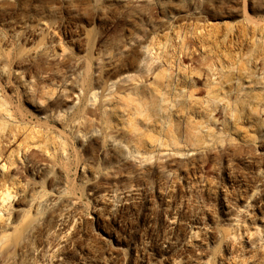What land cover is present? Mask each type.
I'll list each match as a JSON object with an SVG mask.
<instances>
[{"label": "rangeland", "instance_id": "374dc122", "mask_svg": "<svg viewBox=\"0 0 264 264\" xmlns=\"http://www.w3.org/2000/svg\"><path fill=\"white\" fill-rule=\"evenodd\" d=\"M0 40V56L4 58L3 60L0 57V60H3L0 61V98L5 99L8 105L12 103V107H10L11 105L9 107L10 109L12 108V115L16 121V124L11 126L16 128L15 141L17 143H25L24 140L27 137L33 136L36 137L35 141H39L40 137L43 138V133L38 134L37 129L42 128L41 130L51 131L52 138L56 139H54L56 141L55 144L60 138V140H66V147H68V149L66 148L67 156H69L66 160L67 164L65 163V167L67 166L66 168L64 167L65 170L55 163L52 167L55 172L53 174L51 168L52 175L48 178L49 180L43 181V178L45 179L44 171L42 172L43 175L41 173L37 178H32L30 181L31 187L26 190L17 203L14 201L12 204L13 221L19 219L21 213H23L22 211L27 209L29 200L27 191L31 194L32 192L40 191V189H45L51 192L52 196L49 195L55 201V197L57 198V205L58 203L62 205L67 201L68 203L71 201L76 202V205L73 204L72 210L74 211L75 209L76 213L83 214V217H81L83 219L77 220L73 226L70 223L66 227L70 232L69 235L76 238L71 244L73 246L72 249L77 255L85 257L89 256V253H87L88 248L93 247L95 254L97 252L96 256L100 255L98 259L101 260V264H103L104 260V264L113 263L114 259L112 260V258L115 256L113 253H115L114 249L117 247V243L114 241L115 239L107 241V245L99 242L101 235L95 227L94 218L92 219L99 213L102 215V225L121 242L118 247L121 246L123 254L125 253L122 264H147L146 260L148 261V258L150 262H153L158 257L159 248L166 246L164 245L166 243L160 242L162 234L161 221L167 215L168 217L173 215L180 218L184 214L191 216V218L194 217V219L200 216L198 218L201 220L203 218L202 222L204 225L206 224V231L204 230L200 237L204 238L208 245V250H210L206 255V259H210L209 263L207 262L208 264H215V262L216 264H264V237L259 236L264 235V217L262 218L263 223L257 221V226L254 228H252L254 219L250 218V216L245 217L246 223L252 224V227H250L245 223L246 226L248 225L245 227L253 235L255 234L253 239L256 249L254 247V249L250 248L247 245L248 243H245L247 241L245 238L238 239L239 237H236L233 241L224 243L225 232L236 233V226H232L233 218V221L223 218L220 207L225 201L226 204L231 203L228 205H231L232 208L242 207L245 205L243 201H248V197L253 193H256L257 198L258 196L262 197H259V199L263 200L262 202L264 203V195H262L264 193V0H0ZM148 47L150 50H148ZM47 49L51 51V54H49V51L48 53L46 52ZM43 52H46L49 56L42 54ZM147 52H149L148 56L151 55L150 58L147 56L144 58ZM9 55L10 57H8ZM48 57H51L50 62L47 61ZM52 59H54L53 61H58L56 65ZM142 59L145 64L147 63L144 67H148L152 63L153 66L150 65L151 67L147 68L151 70L150 72L155 74L157 71L156 73H158V71H161L159 70L161 67V69L165 68L170 74H165V79L157 80V83L161 84L160 86L158 84L160 88L155 86L157 84L153 85V83H156L153 82L154 78H152L154 74H149L150 76L148 75L146 79L150 85L146 84L150 86V89L142 88V93H146V95H140L136 98L132 96L135 102L140 97L138 102L134 104L137 107V104L140 103L139 105L142 108L140 107L141 111H139L142 114L144 113L143 115H139L137 111L134 112L135 107H129L130 109L128 110L126 108L121 113L120 109L123 108L119 98L126 96L130 87L128 83L126 85L119 84L116 88L117 91L115 90L117 97L114 95V99L112 98L113 101H118L111 102L107 108L110 123L106 127L109 130L105 131L112 133L117 138H120L122 134H126L129 139L125 135L126 140L124 139V142L127 140L131 141V145L136 143L135 145H139L138 148L142 151L144 150L143 152L140 150V152L153 156V160H149V163L145 162L144 164L148 165L144 166L139 164L138 161L135 162V160L128 159L130 162L128 160L122 162V159H120L118 163L113 161L111 164L106 163L107 166H104L107 156L115 157L116 155L117 157L119 152L116 146L111 144L108 139H103L105 126L102 125L101 119L106 118V116L103 117L101 115L102 104L99 99L109 93H106L105 89L108 87V82L113 79V76L118 74L117 72L120 74L126 69L124 73L137 75L139 72L135 73L136 69L132 67L135 63L139 64ZM86 61L90 65V69L87 67L88 70H86V65L88 64ZM3 62L8 66V69H5L7 66ZM19 64H21L20 68L18 67ZM131 65L132 67H130ZM4 66L6 67L3 68ZM165 66L168 67L166 68ZM56 68L58 71L53 72ZM3 69H5L4 72L1 71ZM163 69L162 72L165 70ZM129 71L132 72L129 73ZM25 72L27 75H25ZM23 75L25 76L23 77ZM83 75L86 77L84 78ZM31 76L35 78L33 79ZM30 77L34 81L30 80ZM43 77L44 79L41 81ZM97 77L98 80H96ZM80 79H85L83 80L85 83L81 85L82 88L85 87L83 89L80 87L83 82ZM36 81L38 82L36 83ZM27 88L28 90H26ZM29 89L33 91L35 89L36 92H30L32 90ZM151 89L160 94L162 98L160 97V100H157L159 99L158 95L153 96L155 93L153 91L151 93ZM78 90L83 92L80 93ZM90 92H95L96 95L99 94L97 95L98 101L96 99L95 107L89 105ZM76 94V98L79 100L73 98ZM37 96H39L38 99L43 96V99L39 100L40 103L37 101ZM144 96H147V99ZM189 96L190 99H187ZM71 97L75 101H73V104L70 102V100H73ZM154 97H157V99ZM141 98L149 101H142L143 99ZM85 101L87 104H85ZM160 101L161 104L163 103L165 110L163 108L162 111L158 112V114L160 113L159 115L157 112L152 115L153 111H156L154 108H156L157 104H160ZM53 103L57 105H53ZM144 103V106L149 111L146 108L144 109ZM154 103H156V106L154 105L151 108ZM117 104L120 106L118 108L119 111H117V107H119ZM72 105L73 110L66 112L67 107ZM58 106H62V108ZM85 106L87 109L83 108ZM17 107L20 108L19 111L16 110ZM52 107H54V110ZM81 107L82 109H80ZM89 108L97 109L95 111L92 110V112H94V115L95 113H98V115L96 114V117L93 115V118L91 116V126L84 121L86 122L85 125L82 121L83 119H79L82 124L87 126L86 130H84V125V128L82 126V129H80L81 122L74 120L75 114L83 109H85L83 111H90ZM61 110L66 112L65 116L67 117L63 115L64 112ZM58 111L61 112L60 115L63 118L61 124L62 118L56 116ZM126 111H129L128 114L125 113ZM147 111L149 114L148 120L145 117ZM137 114V117H142L143 121L140 118L135 119ZM55 117L58 121H56ZM128 120V123L134 122L126 124ZM74 121H78V124L74 123ZM73 124L76 125L74 126ZM131 124L134 126L130 127L129 125ZM69 125L72 126V129ZM92 125L93 127L99 126V128L97 127L99 130L97 132L98 136H96V133L91 135L95 134L93 137L89 135L91 134V132L89 133L90 129L93 128ZM135 125L138 126L135 127ZM76 126L77 128L79 126L78 130L82 134L84 133L83 135L87 138H83L84 136L81 139L77 137ZM110 126L113 128L111 129ZM33 128L37 131L36 133ZM117 128L118 130L115 132ZM126 128L127 130L124 132ZM128 131L132 132L130 133L132 136L127 134ZM136 132L139 133L137 134ZM72 133L74 134L72 135ZM172 134L177 138V146L181 145V147H160L159 141H166L169 135ZM194 135L200 140L203 138V142L201 140L200 143H196L193 146L190 142L185 141V136H188L189 139V137ZM55 136L59 137L56 138ZM75 140L77 141L74 142ZM152 140L153 144L151 146ZM144 141L145 143H142ZM157 141L158 143H156ZM12 148L8 149L7 147V153ZM131 148L133 149V147ZM173 148L175 149L173 150ZM38 151H34L37 153L35 154L36 159L43 160V152L40 151L39 153ZM54 154L52 153V155ZM84 162H86V165ZM168 162L170 165H168ZM166 164L170 169H165ZM82 165L88 166L92 170L86 167L85 173L82 174L80 173ZM119 166L122 167L119 169ZM109 167L111 171H114L111 172ZM59 169L60 171H58ZM93 170H96V173ZM117 171L120 173L118 174ZM113 172L117 174L113 175ZM94 173L97 175L95 176ZM109 173L112 174V178H110L111 174ZM80 174L82 176L86 174V176L81 177ZM105 174L106 176L109 175V177L106 178ZM93 175L94 178H92ZM115 176L118 178H114ZM126 176L128 177L125 178ZM95 178L97 179L95 180ZM62 189L66 194L56 196L57 192L62 191ZM111 190L114 191L111 192ZM104 191L108 194L105 195ZM101 192L104 195L105 205L102 206L100 211L96 212V208L95 211L94 209L92 211V208L98 207L100 204L97 199L101 197ZM239 196L241 198L247 197V199H241ZM223 198L225 199L222 201ZM93 200L95 201L94 203ZM169 204L171 205L170 208L174 206L176 208H172L170 209L171 212L165 213L164 209ZM56 207L55 205L54 209ZM28 217H30V222L25 219L26 223H31L34 226L40 225L44 220V215L42 214L36 216L31 214ZM193 223L195 221L192 219L189 224L192 230H194ZM222 226L225 230L221 228ZM229 227L233 228V230ZM9 228H7L8 231L11 230ZM214 228L217 229L216 233ZM220 230H224V232ZM258 232L260 234H256ZM213 234L216 237L211 236ZM15 235L12 238L16 239L17 234ZM167 236L169 237L170 235L167 234ZM187 240L179 242L178 245H181L180 247L178 246L179 251L185 250ZM239 240H242V244ZM231 243L236 246L234 247ZM248 249L250 252L245 251ZM231 251L232 253L229 254ZM231 254L235 256H231ZM210 255L213 257L211 258ZM109 256L112 257V261ZM107 260L110 261L108 262ZM160 264H165V262L162 261Z\"/></svg>", "mask_w": 264, "mask_h": 264}, {"label": "bare ground", "instance_id": "6f19581e", "mask_svg": "<svg viewBox=\"0 0 264 264\" xmlns=\"http://www.w3.org/2000/svg\"><path fill=\"white\" fill-rule=\"evenodd\" d=\"M96 1V0H95ZM98 1V0H97ZM198 6V5H197ZM103 29V28H102ZM32 30V29H31ZM104 30V29H103ZM50 31H51V29H50ZM55 31V30H54ZM15 32V31H14ZM31 32V31H30ZM20 35V34H19ZM33 35V34H32ZM11 36V35H10ZM16 36H17V34H16ZM2 37V36H1ZM9 37V36H8ZM2 39V38H1ZM60 39V38H59ZM126 39V38H125ZM135 39V38H134ZM50 40H51V38H50ZM49 40V41H50ZM131 40H133V39H131ZM185 40V39H184ZM189 40V39H188ZM1 41V40H0ZM4 41V40H3ZM3 41H2V43H3ZM8 41V40H7ZM183 41V40H182ZM9 42V41H8ZM59 42H60V40H59ZM1 43V44H2ZM5 43V42H4ZM76 43V42H75ZM138 43V42H137ZM188 43V42H187ZM48 44H49V42H48ZM52 44V43H51ZM185 44V43H184ZM189 44V43H188ZM17 45V44H16ZM61 45V44H60ZM132 46V45H131ZM149 46V45H148ZM185 46V45H184ZM49 47V46H48ZM50 48V47H49ZM48 48V49H49ZM57 48V47H56ZM61 48V47H60ZM127 48V47H126ZM143 48V47H142ZM151 48V47H150ZM10 49V48H9ZM34 49V48H33ZM44 49H45V46H44ZM46 50V52L48 53V51L49 50ZM54 49V48H53ZM59 49V48H58ZM66 49V48H65ZM119 49V48H118ZM139 49V48H138ZM6 50V49H5ZM30 50V49H29ZM35 50V49H34ZM121 50V49H120ZM125 50V49H124ZM148 50H150L149 49V47H148ZM32 51V50H31ZM61 51H63L62 49H61ZM154 51V50H153ZM6 52V51H5ZM8 52H10V51H8ZM12 52V51H11ZM29 52V51H28ZM46 52H43L42 54H46ZM130 52V51H129ZM133 52V51H132ZM21 53V52H20ZM26 53V52H25ZM32 53V52H31ZM65 53L67 54V52L65 51ZM125 53V52H124ZM127 53V52H126ZM143 53V52H142ZM141 53V54H142ZM49 54H51V51H49ZM49 54H46V55H48L49 56ZM54 54V53H53ZM61 54V53H60ZM148 54H149V52H147V55H146V53H145V57L144 58H146V56L147 57H149L150 58V56H148ZM153 54V53H152ZM4 55V54H3ZM22 55V54H21ZM20 55V56H21ZM24 55V54H23ZM45 55V56H46ZM59 55V54H58ZM101 55V54H100ZM155 55V54H154ZM31 56V55H30ZM33 56V55H32ZM55 56H57V55H55ZM61 56H62V54H61ZM106 56V55H105ZM153 56V55H152ZM159 56V55H158ZM1 58H3L2 56H0ZM6 57V56H5ZM8 57H10V55L8 56ZM34 57H36V56H34ZM40 57V56H39ZM47 57V56H46ZM45 57V58H46ZM95 57V56H94ZM141 57H142V55H141ZM26 58H28V57H26ZM51 58V57H50ZM49 57H48V59H47V61H49L50 62V59ZM53 58V57H52ZM57 58V57H56ZM118 58V57H117ZM129 58V57H128ZM161 58V57H160ZM8 59V58H7ZM7 59H5V60H7ZM31 59H32V57H31ZM40 59V58H39ZM43 59V58H42ZM59 59V58H58ZM148 59V58H147ZM2 60V59H1ZM0 60V61H1ZM3 60H4V58H3ZM2 60V61H3ZM25 60H27V59H25ZM54 59H52V61H53ZM61 60V59H60ZM153 60V59H152ZM161 60V59H160ZM9 61V60H8ZM46 61V63L48 64L49 62H47ZM66 61V60H65ZM116 61V60H115ZM131 61V60H130ZM133 61V60H132ZM138 61H140V60H138ZM158 61V60H157ZM28 62V61H27ZM54 62V64L56 65V63L58 62H56V61H53ZM77 62V61H76ZM81 62V61H80ZM87 62V61H86ZM98 62V61H97ZM156 62V61H155ZM4 63V62H3ZM61 63H62V61H61ZM88 64L86 65V68L88 67H90V65H89V62H87ZM157 63V62H156ZM5 64V63H4ZM8 64V63H7ZM17 64V63H16ZM28 64V63H27ZM127 64V63H126ZM147 64V63H146ZM146 64L143 62V59L139 62V64H137V63H135V65H133V67H132V65L130 66V67H132L133 69H136V72L135 73H138L137 75H131V74H127V72L126 73H124L125 72V70L126 69H124V71H122L120 74H119V72H117V71H115V72H117L118 74H116L115 76H113V79H112V77H111V75H110V77H111V79L112 80H110V82H108L109 84H108V87H106V89H105V87H104V89H105V92L106 93H108V94H106V93H104V94H106V95H103L99 100H101V104H102V106H101V115L104 117V116H106V118H104V119H101V121H102V125L103 126H105V128L103 129L104 130V132H103V139H105V140H109L110 141V143L111 144H113L114 146H116V148L118 149V154H119V156H117L116 157V155H115V157L114 156H107V158L105 159V157H104V159H105V162H104V166H107V164H111L113 161L116 163H118V161L120 160V159H122V162L123 161H125V160H128V159H131L132 161L133 160H135V162L136 161H138L139 162V164H141V165H148V164H144L145 162L146 163H149L150 161L149 160H153V156L151 157L150 155V157L148 156V155H145L146 153L144 152V154L143 153H141L140 152V148H138V146L137 145H135L134 143L131 145L130 143H131V141H125L124 142V139H125V135H123L122 134V138L120 137V135H119V137L120 138H117V136H114V135H112V133H110V132H106L105 130H109V128H107L106 129V127H107V125L109 126V123H110V117H108V115H107V108L109 107L108 105L112 102H114L113 100H112V98L114 99V95L116 94V92H115V90H116V88H117V86L119 85V84H127L128 83V85H129V87H130V89H129V92H128V89H127V92L128 93H126V94H124V93H122V94H124V95H126V96H122V98L120 97L119 98V101H120V103H122V105H121V107L123 108V109H120V111H121V113H122V110L123 111H125V109L127 108V110L128 109H130L131 107L133 108V107H135L134 109L135 110H133L134 112L135 111H137V113L140 115H143L140 111V107L142 108V106H140L139 104L140 103H138L137 104V107L135 106V104L138 102V100L140 99V97H138V99H137V102H135L132 98H136L137 96H140V95H146V93H142V88H145L146 90L147 89H150V84L149 83H147V79H146V77H148V75L149 74H151L152 72H150L151 70L150 69H147L148 67H151L150 65H152V63L148 66V67H144V66H146ZM3 65V64H2ZM6 65V64H5ZM20 65L21 64H19V68H20ZM43 65V64H42ZM49 65H50V63H49ZM52 65H53V63H52ZM67 65V64H66ZM84 65V64H83ZM89 65V66H88ZM7 66V65H6ZM6 66H4L3 68H5ZM27 66V65H26ZM58 66V65H57ZM56 66V67H57ZM60 66V65H59ZM75 66V65H74ZM85 66V65H84ZM128 66V65H127ZM153 66V65H152ZM17 67V68H18ZM22 67H24V66H22ZM55 67V66H54ZM82 67V66H81ZM97 67H99V66H97ZM113 67V66H112ZM166 67V66H165ZM168 67V66H167ZM166 67V68H167ZM174 67V66H173ZM28 68V67H27ZM83 68V67H82ZM82 68H80V69H82ZM88 68L86 69V70H88ZM122 68V67H121ZM121 68H119V69H121ZM125 68H127V67H125ZM5 69H8V66L5 68ZM5 69H3V70H1L2 72H4V70ZM11 69V68H10ZM15 69H16V66H15ZM45 69H46V67H45ZM64 69V68H63ZM75 69H77V68H75ZM84 69V68H83ZM90 69V68H89ZM153 69V68H152ZM163 69V68H162ZM162 69H161V67H160V69L159 70H161L160 72L158 71V73H156L155 72V74H154V72L152 73V74H154V76L152 77V78H154V81L153 82H156V83H153V85L154 84H157V85H155V86H158V84L159 83H157V80H160V79H165V74H170V73H168V71L165 69H163L164 71L162 72ZM169 69V68H168ZM12 70H13V68H12ZM56 70H57V68L55 69V71H53V72H56ZM74 70V69H73ZM107 70V69H106ZM127 70H129V69H127ZM178 70V69H177ZM180 70V69H179ZM19 71V70H18ZM49 71H51V70H49ZM58 71V70H57ZM81 71V70H80ZM84 71V70H83ZM90 71V70H89ZM119 71H121V70H119ZM153 71V70H152ZM167 71V72H166ZM15 72V71H14ZM31 72V71H30ZM46 72V71H45ZM44 72V73H45ZM69 72V71H68ZM71 72V71H70ZM75 72V71H74ZM86 72V71H85ZM84 72V74L86 75V73ZM98 72V71H97ZM113 72V71H112ZM132 71H129V73H131ZM134 72V71H133ZM169 72H171V71H169ZM174 72V71H173ZM172 72V73H173ZM180 72V71H179ZM41 73V72H40ZM52 73V72H51ZM80 73H83V72H80ZM135 73H133V74H135ZM2 74H4V73H2ZM14 74V73H13ZM59 74V73H58ZM61 74V73H60ZM74 74V73H73ZM77 74V73H76ZM89 74H90V72H89ZM108 74V73H107ZM25 75H27V73L25 72ZM25 75H23V77L25 76ZM31 75V74H30ZM49 75H51V74H49ZM78 75V74H77ZM82 75V74H81ZM80 75V76H81ZM88 75V74H87ZM16 76V75H15ZM47 76V75H46ZM71 76V75H70ZM84 76V75H83ZM150 76V75H149ZM31 77H33V76H31ZM31 77H30V80H32L31 79ZM45 77V76H44ZM44 77L42 78V80L41 81H43V79H44ZM55 77V76H54ZM62 77V76H61ZM86 76H84V78H85ZM168 77V76H167ZM171 77V76H170ZM169 77V78H170ZM7 78V77H6ZM20 78H22V77H20ZM35 77H33V79H34ZM41 78V77H40ZM70 78V77H69ZM79 78H81V77H79ZM83 78V77H82ZM88 78V77H87ZM49 80H50V78H48ZM63 79V78H62ZM73 79V78H72ZM22 80V79H21ZM29 80V81H30ZM81 80V82L83 81V80H85V79H80ZM87 80V79H86ZM96 80H98V77L96 78ZM32 81H34V80H32ZM31 81V82H32ZM51 81V80H50ZM95 81V80H94ZM165 81V80H164ZM38 81H36V83H37ZM80 82V83H81ZM91 82V81H90ZM101 82V81H100ZM167 82V81H166ZM26 83V82H25ZM65 83V82H64ZM63 83V84H64ZM83 83H85L84 81L82 82V84H80V87H81V85H83ZM149 84V85H147V84ZM161 83V82H160ZM30 84V83H29ZM40 85H41V83H39ZM52 84V83H51ZM56 84V83H55ZM105 84V83H104ZM169 84V83H168ZM167 84V85H168ZM27 85H28V82H27ZM68 85V84H67ZM97 85V84H96ZM101 85V84H100ZM161 84H159V86H160ZM171 85V84H170ZM30 86H31V84H30ZM30 86H28L29 88H30ZM33 86H34V84H33ZM32 86V87H33ZM39 86V85H38ZM37 86V87H38ZM51 86V85H50ZM53 86V85H52ZM76 86V85H75ZM102 86V85H101ZM105 86H106V84H105ZM123 86V85H122ZM122 86H120V87H122ZM158 86V87H159ZM165 86V85H164ZM94 87H96V86H94ZM100 87V86H99ZM26 88V87H25ZM40 88V87H39ZM38 88V89H39ZM49 88V87H48ZM82 88V87H81ZM83 88H85V87H83ZM82 88V89H83ZM153 88V87H152ZM160 88V87H159ZM70 89V88H69ZM81 89V90H82ZM94 89H97V88H94ZM99 89V88H98ZM100 89H101V87H100ZM26 90H28V88L26 89ZM29 90H32V89H29ZM92 91H93V89H91ZM154 90H155V88H154ZM159 90V89H158ZM157 90V92L159 93V91ZM47 91V90H46ZM48 91H50V90H48ZM53 91H54V89H53ZM74 91V90H73ZM76 91V90H75ZM90 91V90H89ZM95 91V90H94ZM102 91H103V89H102ZM114 91V92H113ZM117 91V90H116ZM120 91V90H119ZM122 92H123V90H121ZM152 91H153V89H151V93H152ZM30 92H36V90L34 89V91L32 90V91H30ZM67 92V91H66ZM78 92H80L79 90H78ZM77 92V93H78ZM81 92H83V91H81ZM80 92V93H81ZM97 92H99L98 90H97ZM104 92V91H103ZM124 92H126L125 90H124ZM144 92V91H143ZM146 92V91H145ZM29 93V92H28ZM33 93H31V94H33ZM71 93V92H70ZM73 93V92H72ZM153 93H155V95H153V96H156V95H158V98L159 99H157V97H154V98H156L157 100H160V97H161V95L160 94H157L155 91H153ZM3 94V93H2ZM1 94V95H2ZM37 94H38V92H37ZM90 97H89V99H88V102L90 103L89 105H91V106H93V107H95V103H97L96 102V99L98 98L97 97V95H99V94H97L96 95V93L95 92H90ZM102 94V93H101ZM121 94V93H120ZM30 95V94H29ZM53 95V94H52ZM71 95V94H70ZM87 95V94H86ZM117 95V94H116ZM115 95V96H116ZM27 96V95H26ZM33 96H34V94H33ZM74 96V95H73ZM76 96H77V94L75 95V97H73V98H76ZM119 96V95H118ZM132 96H134V97H132ZM163 96V95H162ZM43 97V96H42ZM40 98V99H43V98ZM53 97V96H52ZM117 97V96H116ZM124 97V98H123ZM145 97V96H144ZM147 97V96H146ZM145 97V98H146ZM165 97V96H164ZM177 97V96H176ZM213 97V96H212ZM216 97V96H215ZM214 97V98H215ZM39 98V96H37V99ZM66 98H69V97H66ZM72 98V97H71ZM72 98V99H73ZM162 98V97H161ZM34 99V98H33ZM40 99H38L37 101L40 103ZM62 99V98H61ZM78 98H76V100H77ZM141 99H143L142 101H145L144 100V98H141ZM155 99V100H156ZM164 99V98H163ZM187 99H190V96H189V98H187ZM213 99V98H212ZM212 99H210V100H212ZM218 99V98H217ZM35 100H36V98H35ZM51 100V99H50ZM79 100V99H78ZM136 100V99H135ZM74 99L73 100H70V102H71V104H73L74 102ZM97 101H98V99H97ZM116 101H118V100H116ZM115 101V102H116ZM141 101V100H140ZM139 101V102H140ZM147 101H149V100H147ZM147 101H145V102H147ZM154 101V100H153ZM214 101V100H213ZM218 102H219V100H217ZM61 102V101H60ZM69 102V103H70ZM86 102V101H85ZM165 102H167V101H165ZM176 102V101H175ZM211 102V101H210ZM67 103H68V101H67ZM135 103V104H134ZM63 104H64V102H63ZM85 104H87V102L85 103ZM152 104V103H151ZM150 104V105H151ZM163 104V103H162ZM161 104V101H160V104H157V106H156V103H154L153 104V106H151V108L152 107H154V105L156 106V108H154V110L156 109V111H153V113H152V115L154 114V113H156L157 112V114H158V112H160V111H162V109L164 108L163 107V105ZM9 105H11L10 107H12V103H10ZM9 105H8V102L5 100V99H1L0 98V264H101V260L100 259H98V257L100 256L99 254H98V256H96L97 255V252H96V254H95V251H94V249H93V247L92 248H90L89 246V248H88V252L87 253H89L88 255L89 256H85V257H81V256H79V254L77 255V253L72 249V243H73V241L76 239L75 237H71L70 235H69V231H68V228H66V227H68L69 225H70V223H72V226H73V224L77 221V220H82L83 218H81V217H83L80 213H76V211H75V209H74V211L72 210V206L74 207V205L73 204H75L76 202H74V201H69L70 203H68V201L65 203H63L62 205H59V203H58V205L56 204V202H57V198L55 197V199H56V201L53 199V198H51V192H49V190L47 191V190H45V189H40V191H37V192H32L31 194H29V191H27L28 192V196H27V198L29 199L28 200V205H27V209L26 210H24V211H22L23 213H21V216H20V218L19 219H15L14 221H13V217L14 216H12L13 215V213H12V204H13V202L15 201V203H17L19 200H20V198H21V196H23V194L26 192V190H28V188L29 187H31V185H30V181L32 180V178L34 179V177L35 178H37L43 171H44V173H45V179L43 178V181H45V180H47L49 177H50V175H52L51 174V168L55 165V163H57V165H59L60 167H62V169H64V167H65V163L67 162L66 160L68 159V157L69 156H67V149H68V147H66V143H65V141L66 140H60V139H58L57 141V143L55 144V142L56 141H54V139L55 138H52V133H51V131L49 132V131H47V130H41V129H37V131L35 130V133L37 132L38 134H41V133H43V138L42 137H40L39 139V141H35V138L36 137H27L26 138V140H24L25 141V143H22V142H19V143H17V141H15V135H16V128L15 127H11V126H13L14 124H16L15 122V117H13V115H12V111H11V109H10V107H9ZM32 105V104H31ZM38 105V104H37ZM37 105H35V106H37ZM41 105V104H40ZM53 105H57L56 103H53ZM59 105V104H58ZM62 105V104H61ZM65 105H66V103H65ZM67 105H69V104H67ZM99 105V104H98ZM118 106H119V104H117ZM116 105V106H117ZM145 103L143 104V107H144V109L146 108L145 106ZM147 105V104H146ZM42 106V105H41ZM90 106V107H91ZM116 106H114V107H116ZM168 106V105H167ZM51 107V106H50ZM49 107V108H50ZM57 107V106H56ZM58 107H61L62 108V106H58ZM98 107V106H97ZM96 107V108H97ZM130 107V108H129ZM166 107V106H165ZM53 108V110H54V107H52ZM70 108V109H69ZM73 108V105L72 106H70V107H67V109L65 110L66 112L67 111H69V110H73L72 109ZM74 108H76L75 106H74ZM83 108H85V109H87L86 108V106L85 107H83ZM110 108H111V106H110ZM109 108V109H110ZM118 108H120V106L119 107H117V111H119L118 110ZM150 108V107H149ZM166 108H168V107H166ZM172 108H173V105H172ZM19 109L20 108H18L17 107V109L16 110H18L19 111ZM56 109V108H55ZM57 109H60V108H57ZM80 109H82V107L80 108ZM85 109H83V110H85ZM146 109H148V108H146ZM46 110V109H45ZM83 110H79L76 114H75V119L74 120H79V119H83L82 121L84 122V121H86L87 123H88V125L89 126H91V119L93 118V113L94 112H92V110L93 109H91V108H89V110L90 111H83ZM95 110H97V109H94L93 111H95ZM111 110V109H110ZM109 110V111H110ZM132 110H130V111H132ZM140 110V111H139ZM164 110H165V108H164ZM21 111V110H20ZM61 111H63L64 112V116H65V114H66V112L64 111V110H61ZM75 111V110H74ZM116 111V110H115ZM148 111H149V109H148ZM148 111H147V113L145 114V117H146V119H147V117H149V114H148ZM14 112V111H13ZM47 112V111H46ZM53 112H55V111H53ZM62 112V113H63ZM98 112H99V110H98ZM111 112V111H110ZM129 112V111H128ZM128 112L126 111L125 113L126 114H128ZM143 112H145V111H143ZM151 112V111H150ZM75 113V112H74ZM113 113V112H112ZM118 113V112H117ZM121 113H120V115H121ZM124 113V114H125ZM130 113H132V112H130ZM164 113V112H163ZM24 114V113H23ZM54 114H56V112L54 113ZM58 115H56L58 118H62V116L60 115L61 114V112L60 111H58V113H57ZM98 115V113H95V117ZM133 114H135V113H133ZM138 114L136 115V117H135V119L136 118H140V117H137L138 116ZM151 114V113H150ZM160 114V113H159ZM158 114V115H159ZM162 114V113H161ZM15 115V114H14ZM47 115V114H46ZM71 115H72V113H71ZM100 115V114H99ZM112 115V114H111ZM157 115V116H158ZM24 116V115H23ZM55 116V115H54ZM63 116V117H64ZM74 116V115H73ZM91 116H92V118H91ZM118 116V115H117ZM126 116V115H125ZM128 116H130V115H128ZM131 116H132V114H131ZM65 117H67V116H65ZM94 117V118H95ZM101 117V116H100ZM124 117V116H123ZM122 117V118H123ZM144 117V118H145ZM162 117V116H161ZM209 117V116H208ZM47 118V117H46ZM119 118V117H118ZM117 118V119H118ZM142 118V117H141ZM140 118V120L141 121H143V119H141ZM151 118V117H150ZM150 118H149V120H150ZM156 118V117H155ZM55 119H56V117H55ZM54 119V120H55ZM65 119V118H64ZM68 119V118H67ZM96 119V118H95ZM145 119V120H146ZM51 121H52V119H50ZM49 120V121H50ZM61 120V119H60ZM81 120H79L80 122H81ZM121 120V119H120ZM127 120V119H126ZM137 120V119H136ZM148 120V119H147ZM56 121H58V119H56ZM55 121V122H56ZM65 121H66V119H65ZM64 121V122H65ZM93 121V120H92ZM96 121V120H95ZM115 121V120H114ZM119 121V120H118ZM131 121V120H130ZM170 121H172V120H170ZM39 122L41 123V121L39 120ZM43 122V121H42ZM60 122V121H59ZM63 122V118H62V120H61V122H60V124ZM78 122V121H77ZM77 122H75L74 121V123H77ZM86 122H84V124L86 123ZM94 122V121H93ZM120 122V121H119ZM129 122V120L127 121V123H126V121H125V123L126 124H130V123H132V122H134V121H132V122H130V123H128ZM136 122V121H135ZM145 122V121H144ZM143 122V123H144ZM146 122H148V121H146ZM150 122V121H149ZM52 123H54V122H52ZM58 123V122H57ZM66 123V122H65ZM99 123H100V121H99ZM121 123V122H120ZM124 123V124H125ZM137 123V122H136ZM48 124V123H47ZM54 124H56V123H54ZM72 124V123H71ZM78 124V123H77ZM84 124H82V122H81V124H80V126H81V128L80 129H82V126L84 125ZM94 124V123H93ZM98 124V123H97ZM112 124V123H111ZM116 124H117V122H116ZM123 124V123H122ZM145 124H147V123H145ZM168 124V123H167ZM36 125V124H35ZM37 125H39V124H37ZM74 125V124H73ZM76 125V124H75ZM74 125V126H75ZM86 125V124H85ZM84 125V126H85ZM99 125V124H98ZM101 125V126H102ZM173 125V124H172ZM49 126H52V125H49ZM84 126H83V128H84ZM113 126H114V123H113ZM118 126V125H117ZM121 126V125H120ZM123 126V125H122ZM130 127H132V126H134V125H129ZM138 125H135V127H137ZM147 126V125H146ZM164 126V125H163ZM11 127V128H10ZM55 127V126H54ZM66 127V126H65ZM69 127H71V129H72V126H70L69 125ZM86 127L87 126H85V128H84V130H86ZM92 127H93V125H92ZM91 127V128H92ZM98 128H99V126H97ZM97 127L95 126V127H93L92 129H90V127H89V129L91 130V131H89V133L91 132V134H89L90 136L93 134V133H96L97 134V132L99 131L98 129H97ZM111 127V126H110ZM125 127V126H124ZM126 127H128V126H126ZM162 127V126H161ZM17 128H18V126H17ZM50 128V127H49ZM48 128V129H49ZM64 128V127H63ZM76 128H77V126H76ZM75 128V129H76ZM78 128H79V126H78ZM78 128H77V130H76V135H77V137H79L80 139H81V137L82 136H84L83 134H82V132L81 131H79L78 130ZM113 127H111V129H112ZM129 128V127H128ZM134 128V127H133ZM148 128V127H147ZM19 129V128H18ZM59 129V128H58ZM70 129V130H71ZM122 129V128H121ZM137 129V128H136ZM68 130V129H67ZM118 130V128L117 129H115V132ZM122 130H124V129H122ZM126 130H127V128L125 129V131L124 132H126ZM134 130V129H133ZM138 130V129H137ZM168 130V129H167ZM60 131V130H59ZM73 131V130H72ZM71 131V132H72ZM87 131H88V129H87ZM149 131V130H148ZM152 131V130H151ZM154 131H155V129H154ZM170 131H172L173 132V130L172 129H170ZM63 132V131H62ZM119 132H120V130H119ZM142 132V131H141ZM140 132V133H141ZM64 133V132H63ZM69 133V132H68ZM75 133V132H74ZM74 133H72V135L74 134ZM101 133V132H100ZM114 133V132H113ZM130 133H132V132H130V131H128L127 132V134H130ZM134 133V132H133ZM137 133V132H136ZM139 133V132H138ZM137 133V134H138ZM160 133V132H159ZM167 133V132H166ZM169 133V132H168ZM188 133V132H187ZM199 133V132H198ZM50 134H51V136H50ZM117 134V133H116ZM171 134V133H170ZM34 135V134H33ZM36 135V134H35ZM75 135V136H76ZM118 135V134H117ZM131 135V134H130ZM192 135V134H191ZM210 135H212V134H210ZM54 136V135H53ZM65 136H67V135H65ZM69 136V135H68ZM88 136V135H87ZM93 136H95V134L93 135ZM93 136H91V137H93ZM96 136H98V134L96 135ZM132 136V135H131ZM56 137V136H55ZM59 137V136H58ZM58 137H56V138H58ZM74 137V136H73ZM72 137V138H73ZM100 137V136H99ZM126 137H127V135H126ZM208 137H209V135H208ZM64 138V137H63ZM74 138H76V137H74ZM83 138H87V137H83ZM89 138V137H88ZM98 138V137H97ZM128 138V137H127ZM136 138V137H135ZM134 138V139H135ZM138 138V137H137ZM154 138H155V136H154ZM162 139H163V137H161ZM79 139V140H80ZM129 139V138H128ZM142 139V138H141ZM156 139V138H155ZM158 139V138H157ZM203 139V138H202ZM201 139V140H202ZM56 140V139H55ZM71 140V139H70ZM93 140V139H92ZM95 140L97 141V139L95 138ZM126 140V139H125ZM132 140V139H131ZM143 140V139H142ZM159 140V139H158ZM201 140L197 137V136H191V137H189V139H188V136H185V141L186 142H190V144H192L193 146L196 144V143H200L201 142ZM206 140V139H205ZM77 140H75L74 142H76ZM82 141V140H81ZM91 141V140H90ZM94 141V140H93ZM95 141V142H96ZM99 141V140H98ZM102 141V140H101ZM100 141V142H101ZM166 141H167V143H166ZM164 140V142H162V141H159V146L161 147V146H165V147H169V146H171V147H176L177 146V143H178V141H177V138L172 134V135H169V137H168V139L167 140ZM73 142V143H74ZM92 142V141H91ZM95 142H93V143H95ZM133 142V141H132ZM140 142V141H139ZM146 142H148L147 140H146ZM202 142H203V140H202ZM68 143V142H67ZM83 143V142H82ZM81 143V144H82ZM109 142H108V144L111 146V144H110ZM142 143H145V141L144 142H142ZM141 143V144H142ZM156 143H158V141L156 142ZM80 144V143H79ZM107 144V145H108ZM140 144V145H141ZM147 144V143H146ZM146 144H145V146H146ZM152 144H153V140H152V143H151V146H152ZM203 144V143H202ZM130 145H131V147H133V149L130 147ZM142 145H144V144H142ZM148 145H150V144H148ZM155 146V145H154ZM158 146V147H159ZM187 146H189V145H187ZM199 146H200V144H199ZM7 147H8V149L10 148V147H13L12 148V150H10L8 153H7V151H8V149H7ZM81 147V146H80ZM97 148H98V146H96ZM143 147V146H142ZM178 147V146H177ZM179 147H181V145H179ZM178 147V148H179ZM67 148V149H66ZM110 148V147H109ZM108 148V149H109ZM115 148V150H117ZM177 148V149H178ZM143 149V148H142ZM154 149V148H153ZM169 149V148H168ZM168 149H166V150H168ZM175 148H173V150H174ZM36 150V152H37V150H39L38 152L40 153V151H42L43 153V160H37L36 159V157H35V154H37V153H35L34 151ZM85 150H86V148H85ZM84 150V151H85ZM90 151H92L91 149H89ZM100 150V149H99ZM146 150V149H145ZM148 150V149H147ZM165 150V149H164ZM172 150V149H171ZM195 150V149H194ZM73 151H76V150H73ZM111 151H113V149H111ZM142 151V150H141ZM144 151V150H143ZM142 151V152H143ZM154 151V150H153ZM196 151V150H195ZM80 152V151H79ZM117 152V151H116ZM148 152V151H147ZM152 152V151H151ZM176 152V151H175ZM52 153H55L54 155H52ZM95 153V152H94ZM93 153V154H94ZM99 153V152H98ZM108 153H109V151H108ZM154 153V152H153ZM76 154V153H75ZM92 154V153H91ZM116 154V153H115ZM40 155V154H39ZM39 155H37V156H39ZM82 155V154H81ZM144 155V156H143ZM154 155V154H153ZM42 156V155H41ZM71 156V155H70ZM74 156H76V155H74ZM148 156V157H147ZM173 156H174V153H173ZM96 157V156H95ZM38 158V157H37ZM76 158V157H75ZM89 158V157H88ZM156 158V157H155ZM193 158V157H192ZM38 159H40V158H38ZM42 159V158H41ZM92 159H93V157H92ZM100 160V159H99ZM84 161V160H83ZM129 161V160H128ZM172 161V160H171ZM130 162V161H129ZM137 162V163H138ZM75 163H76V159H75ZM85 163V165H86V162H84ZM83 163V164H84ZM99 163V162H98ZM102 163V162H101ZM107 163V164H106ZM126 163V162H125ZM128 163V162H127ZM132 163V162H131ZM130 163V164H131ZM143 163V164H142ZM67 164V163H66ZM89 164V163H88ZM94 164V163H93ZM122 164V163H121ZM76 165V164H75ZM95 165V164H94ZM102 165V164H101ZM115 165V164H114ZM120 165V164H119ZM124 165V164H123ZM126 165V164H125ZM168 165H170L169 164V162H168ZM69 166H71V165H69ZM89 166H90V164H89ZM112 166V165H111ZM110 166V167H111ZM129 166V165H128ZM133 166V165H132ZM137 166H139V165H137ZM67 167V166H66ZM65 167V168H66ZM76 167V166H75ZM75 167H74V169H75ZM86 167H88V166H86ZM85 166H83L82 165V169H80L81 170V172L80 173H85L84 172V170H85V168H86ZM102 167V166H101ZM110 167H109V169H110ZM116 167V166H115ZM122 166H119V169L121 168ZM125 167V166H124ZM140 167V166H139ZM171 167V166H170ZM81 168V167H80ZM90 167H88V169H89ZM95 168V167H94ZM144 168V167H143ZM145 168H147V167H145ZM166 168H168L167 167V164H166V166H165V169ZM87 169V170H88ZM108 169V168H107ZM112 169H114V168H112ZM116 169V168H115ZM124 169V168H123ZM168 169H170V168H168ZM65 170V169H64ZM90 170H92L91 168H90ZM97 170V169H96ZM96 170L94 171L95 173H96ZM149 170V169H148ZM150 170H151V168H150ZM52 173L54 174V168H52ZM58 171H60V169L58 170ZM109 171V170H108ZM110 171H111V169H110ZM109 171V172H110ZM112 171H114V170H112ZM111 171V172H112ZM122 171V170H121ZM68 172V171H67ZM66 172V173H67ZM76 172H77V170H76ZM89 172V171H88ZM91 172V171H90ZM103 172H105V171H103ZM102 172V173H103ZM116 172V171H115ZM115 172H113L114 174L113 175H115V174H117L118 173V171H117V173H115ZM136 172V171H135ZM58 173V172H57ZM61 173H62V171H61ZM73 173H75V172H73ZM94 173V174H95ZM120 173V172H119ZM118 173V174H119ZM146 173V172H145ZM59 174V173H58ZM92 174V173H91ZM101 174V173H100ZM107 174V173H106ZM106 174H105V176H106ZM109 174H111V173H109ZM42 175H43V173H42ZM42 175H41V177H42ZM69 175V174H68ZM81 175V174H80ZM97 174H95V176H96ZM99 175V174H98ZM101 175H103V174H101ZM131 175V174H130ZM65 176V175H64ZM83 176H86V174L85 175H83ZM82 175H81V177H83ZM118 176V175H117ZM117 176H115L114 178H118ZM90 177V176H89ZM107 177H109V175L108 176H106V178ZM119 177H121L120 175H119ZM128 176H126L125 178H127ZM40 178V177H39ZM52 178V177H51ZM60 178V177H59ZM64 178V177H63ZM92 178H94V175H93V177ZM105 178V177H104ZM110 178H112V174L110 175ZM113 178V179H114ZM42 179V178H41ZM53 179V178H52ZM52 179H50V180H52ZM55 179V178H54ZM85 179V178H84ZM88 179H90V178H88ZM88 179H86V180H88ZM97 178H95V180H96ZM40 180V179H39ZM49 180V179H48ZM91 180V179H90ZM94 180V181H95ZM101 180H103V179H101ZM126 180V179H125ZM89 181V180H88ZM106 181V180H105ZM118 181V180H117ZM93 182V181H92ZM116 183V182H115ZM45 188V187H44ZM255 190V189H254ZM253 190V191H254ZM112 191H114V190H111V192ZM240 191V190H239ZM250 191V190H249ZM261 191V190H260ZM105 192V191H104ZM128 192V191H127ZM161 192V191H160ZM247 192V191H246ZM255 192H257V191H255ZM258 192H259V190H258ZM102 193V192H101ZM109 193H110V191H109ZM125 193H126V191H125ZM239 193V192H238ZM245 193V192H244ZM253 193V192H252ZM260 193V192H259ZM51 196H50V195ZM66 193L63 191V189H62V191H59V192H57V195L56 196H63V195H65ZM106 194H108V193H106L105 192V195ZM113 194V193H112ZM124 194V193H123ZM161 194H162V192H161ZM248 194V193H247ZM256 193H253V194H251L248 198H249V202L248 201H243V202H245V205L244 206H237L236 208H232L231 207V205H228V204H231V203H228V204H226V201L224 202V204L223 205H221L220 207H221V213H222V216H223V218H226V219H231L232 220V218L234 219V225H233V223H232V226H236V233H231V232H225V234H224V239H223V241H224V243H226V242H231V241H233L234 240V238L236 239V237H239L238 239H243V238H245V239H247V241H245V243L247 242L248 244V246L250 247V248H253L254 247V239H253V236L255 235H253L249 230H248V228H246L249 224V222L248 223H246V216H250V218L252 217V219H254V223H253V227L251 226V225H249L250 227H252V228H254L255 226H257V221L258 222H261V223H263V221H262V218L264 217V203L259 199V197L260 196H258V198L256 197V195H255ZM102 195H103V193L101 194V197L100 196H98V197H100L99 199H97L99 202H100V204L98 205V207H94V208H92V211H93V209H94V211H95V208H96V212L97 211H100L101 209H102V206H104L105 205V199H104V195H103V198H102ZM115 195V194H114ZM163 195H165V194H163ZM241 195V194H240ZM243 195V194H242ZM246 195V194H245ZM258 195H261V194H258ZM262 195H264V193L262 194ZM261 195V196H262ZM236 196V195H235ZM244 196V195H243ZM247 196V195H246ZM171 197V196H170ZM222 197H224V196H222ZM221 197V198H222ZM240 197V196H239ZM80 198V197H79ZM94 198V197H93ZM108 198V197H107ZM113 198V197H112ZM226 198V197H225ZM225 198H223L222 199V201L225 199ZM241 198V197H240ZM242 198H244V197H242ZM241 198V199H242ZM260 198H262V197H260ZM59 199V198H58ZM109 199V198H108ZM226 199H228V198H226ZM240 199V200H241ZM244 199H247V197H245ZM257 199H258V202H257ZM264 199V198H263ZM60 200V199H59ZM58 200V201H59ZM229 200V199H228ZM232 200H234L233 198H232ZM236 200V199H235ZM89 201V200H88ZM239 201V200H238ZM74 202V203H73ZM90 202V201H89ZM95 201L93 200V203H94ZM228 202V201H227ZM229 202H230V200H229ZM232 202H234V201H232ZM98 203V202H97ZM107 203V202H106ZM242 203V202H241ZM60 204H61V202H60ZM55 205L57 206L56 207V209H54V207H55ZM76 205V204H75ZM87 205V204H86ZM97 205V204H96ZM167 205V204H166ZM171 205H172V203H171ZM170 204H169V206H167L164 210H165V213H167L168 211H170V209H172V208H176L175 206L174 207H171L170 208V206H171ZM234 205H235V203H234ZM88 206V205H87ZM95 206V205H94ZM171 212V211H170ZM194 213V212H193ZM199 213V212H198ZM31 214H34V216H36V215H44V220H43V222L40 224V225H38V226H34L33 224H31V223H26V221H29L30 222V217H28L29 215H31ZM101 213H99V214H96L94 217H92V219L94 218V223H95V227L97 228V230H98V232L100 233V239H99V237H98V239L100 240L99 242L101 243V244H104V245H107V241L109 242L110 241V239H115L114 241L117 243V247L114 249V251H115V253H113V254H115V256H114V258H112L111 256H109L110 258V260H111V258H112V260L114 259V261H113V263L112 264H122L121 262H122V260L124 259V254H123V250H122V248H121V246L120 247H118L119 246V243H121V242H119L117 239H116V237H114L113 236V234H111V232H109L103 225H102V223H101V220H102V215H100ZM187 214V213H186ZM185 215V214H184ZM184 215L183 216H181L180 218L179 217H174L173 215H169V217H168V215H167V217L165 218L164 217V219H163V221H161L162 222V225H161V227H162V234H161V238H160V242H164V243H166V244H164V245H166L164 248H163V246H162V248H159L160 250H158L159 251V253H158V257L153 261V262H150L149 261V258H148V261L146 260V262H147V264H160V263H162V261L163 262H165V264H208L209 262V260L210 259H206V255H207V253H208V251H210V250H208V245L206 244V242H205V240H204V238H202V237H200L203 233H204V230L206 231V228H205V226H206V224L204 225V223L202 222V220H203V218H202V220L200 219V218H198V217H200V216H198V217H195V219H194V217L193 218H191V216H188V215H185V217H184ZM192 215H194V214H192ZM202 215V214H201ZM220 215V214H219ZM173 216V217H172ZM180 216V215H179ZM28 217V218H27ZM85 217V216H84ZM81 218V219H80ZM86 218V217H85ZM219 218V217H218ZM25 219H26V221H25ZM27 219H29V220H27ZM192 219L195 221V223H193V229L194 230H192V229H190V226H189V224L191 223V221H192ZM264 219V218H263ZM17 220H18V222H17ZM219 220V219H218ZM221 220V219H220ZM250 220V219H249ZM13 221V222H12ZM212 221H214V220H212ZM233 221V220H232ZM32 223H34L33 221H31ZM216 222V221H215ZM214 222V223H215ZM218 223V222H217ZM245 223L246 224H248L247 226L245 225ZM260 223V224H261ZM12 224H13V226H12ZM216 224V223H215ZM214 224V225H215ZM220 224H222V223H220ZM264 224V223H263ZM262 224V225H263ZM207 225H208V223H207ZM211 225H212V223H211ZM223 225V224H222ZM229 225H231L230 223H229ZM9 226H10V228H9ZM71 226V227H72ZM208 226H210V225H208ZM208 226H207V228H208ZM216 226V225H215ZM226 226V225H225ZM231 226V227H232ZM246 226V227H245ZM260 226V225H259ZM214 227V226H213ZM231 227H229V228H231ZM249 227V228H250ZM261 227V226H260ZM259 227V228H260ZM7 228H9V229H11L10 231H8L7 230ZM66 228V229H65ZM70 228V227H69ZM73 228V227H72ZM216 228V227H215ZM214 228V230H215V233H216V230L217 229H215ZM221 228H223V226L221 227ZM225 228H227V227H225ZM235 228V227H234ZM257 228V227H256ZM264 228V227H263ZM213 229V228H212ZM211 229V231L213 232V230ZM220 229V228H219ZM224 229V228H223ZM232 230H233V228H231ZM96 230V231H97ZM208 230H210V229H208ZM225 230V229H224ZM224 230H220V231H222V232H224ZM229 231H230V229H229ZM10 232V233H9ZM210 232V231H209ZM208 232V233H209ZM219 233V232H218ZM261 233H262V231H261ZM263 233H264V231H263ZM262 233V234H263ZM15 234H17V237H16V239L15 238H12V237H15L16 235ZM167 234H169L170 236L168 237L167 236ZM221 234V233H220ZM256 234H260L259 232L258 233H256ZM14 235V236H13ZM99 235V234H98ZM208 236V235H207ZM211 236H215V234H213V235H211ZM218 236H220V235H218ZM259 236H263L264 237V235H259ZM206 237V236H205ZM216 237V236H215ZM255 237V236H254ZM94 238H96V237H94ZM212 239H213V237H211ZM259 238V237H258ZM262 238V237H261ZM12 239H15L14 241H11ZM189 241H188V240ZM208 239V238H207ZM244 239V240H245ZM181 240H183L184 242L187 240V244L185 245L186 247L184 248L185 250L184 251H182V250H180L179 251V249H178V244H179V242L181 241ZM261 240V239H260ZM264 240V239H263ZM240 241V240H239ZM242 241V240H241ZM240 241V242H241ZM258 241V240H257ZM221 242V241H220ZM238 242V241H237ZM244 242V241H243ZM115 243V244H116ZM182 243V242H181ZM180 243V244H181ZM208 243V242H207ZM212 243V242H211ZM236 243V242H235ZM161 244V243H160ZM232 244V243H231ZM237 244V243H236ZM238 244H239V242H238ZM241 244H242V242H241ZM258 244H259V242H258ZM121 245V244H120ZM233 245V244H232ZM246 245V244H245ZM92 246H94V245H92ZM123 246V245H122ZM158 246V245H157ZM181 246V245H180ZM179 246V247H180ZM230 246V245H229ZM234 246V245H233ZM236 246V245H235ZM234 246V247H235ZM241 246V245H240ZM256 246V245H255ZM184 247V246H183ZM219 247V246H218ZM231 247V246H230ZM243 247V246H242ZM226 248V247H225ZM229 248V247H228ZM233 248V247H232ZM255 248V247H254ZM253 248V249H254ZM97 249V248H96ZM213 249H215V248H213ZM234 249V248H233ZM245 249V248H244ZM256 249V248H255ZM98 250V249H97ZM96 250V251H97ZM112 250V249H111ZM133 250V249H132ZM217 250V249H216ZM228 250V249H227ZM232 250V249H231ZM218 251V250H217ZM216 251V252H217ZM226 251V250H225ZM236 251H237V247H236ZM235 250H234V252L237 254V252H236ZM245 251H249V249L248 250H245ZM111 252V251H110ZM113 252V251H112ZM215 252V251H214ZM239 252V251H238ZM250 252V251H249ZM220 253V252H219ZM230 253H232V251L231 252H229V254ZM235 253H233V254H235ZM86 254V253H85ZM110 254V253H109ZM148 254V253H147ZM212 254H214V253H212ZM233 254H231V256H235V255H233ZM110 255H112V254H110ZM215 255V254H214ZM253 255V254H252ZM126 256V255H125ZM237 256V255H236ZM210 257H211V255H210ZM213 257V256H212ZM211 257V258H212ZM220 257V256H219ZM208 258V257H207ZM224 258V257H223ZM142 259V258H141ZM218 259H220V258H218ZM104 260V259H103ZM109 260V261H110ZM111 260V261H112ZM145 260V259H144ZM153 260V259H152ZM105 261V260H104ZM102 262L103 264L105 263V262ZM108 261V260H107ZM108 261V262H109ZM128 261H130L129 259H128ZM135 261V260H134ZM107 262V263H108ZM145 262V261H144ZM208 262V263H207ZM219 262V261H218ZM224 262V261H223ZM127 263V262H126ZM134 263V262H133ZM220 263H221V261H220ZM226 263V262H225ZM110 264H111V262H110ZM215 264H216V262H215ZM222 264H224V263H222Z\"/></svg>", "mask_w": 264, "mask_h": 264}]
</instances>
